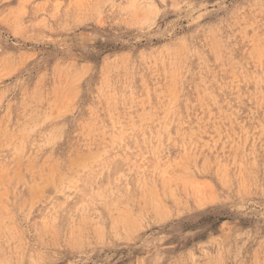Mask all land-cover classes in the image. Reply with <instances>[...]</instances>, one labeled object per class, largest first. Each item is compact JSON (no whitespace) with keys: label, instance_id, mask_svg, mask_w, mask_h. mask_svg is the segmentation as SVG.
Returning <instances> with one entry per match:
<instances>
[{"label":"rangeland","instance_id":"1","mask_svg":"<svg viewBox=\"0 0 264 264\" xmlns=\"http://www.w3.org/2000/svg\"><path fill=\"white\" fill-rule=\"evenodd\" d=\"M0 264H264V0H0Z\"/></svg>","mask_w":264,"mask_h":264},{"label":"bare ground","instance_id":"2","mask_svg":"<svg viewBox=\"0 0 264 264\" xmlns=\"http://www.w3.org/2000/svg\"><path fill=\"white\" fill-rule=\"evenodd\" d=\"M93 159V158H92ZM137 176V175H136ZM169 196V195H168Z\"/></svg>","mask_w":264,"mask_h":264}]
</instances>
